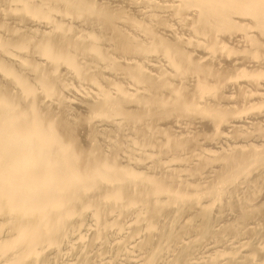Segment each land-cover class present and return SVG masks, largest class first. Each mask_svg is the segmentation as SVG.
Segmentation results:
<instances>
[{
    "label": "bare ground",
    "instance_id": "1",
    "mask_svg": "<svg viewBox=\"0 0 264 264\" xmlns=\"http://www.w3.org/2000/svg\"><path fill=\"white\" fill-rule=\"evenodd\" d=\"M0 264H264V0H0Z\"/></svg>",
    "mask_w": 264,
    "mask_h": 264
}]
</instances>
